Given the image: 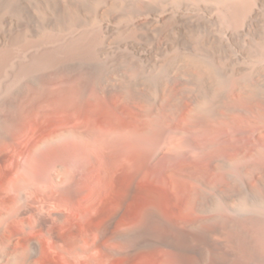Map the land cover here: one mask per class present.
Segmentation results:
<instances>
[{"label": "rangeland", "instance_id": "obj_1", "mask_svg": "<svg viewBox=\"0 0 264 264\" xmlns=\"http://www.w3.org/2000/svg\"><path fill=\"white\" fill-rule=\"evenodd\" d=\"M132 73L129 82L141 77ZM171 105L148 94L138 100L102 93L94 76L74 71L50 70L27 81L1 112L0 264H79L67 255L95 238L90 219L156 241L162 255L140 250L131 256L134 264H214L226 251L227 230L232 246L239 244L241 230L223 227L224 220L235 224L241 203L262 202L264 186L256 174L242 185L240 171L214 162L247 158L242 161L264 165V141L251 144L234 115L198 127L187 100L174 116ZM22 184L29 186L27 209H20ZM103 251L94 246V255ZM241 252L231 255L233 264H264ZM114 258L120 255L107 264Z\"/></svg>", "mask_w": 264, "mask_h": 264}, {"label": "bare ground", "instance_id": "obj_2", "mask_svg": "<svg viewBox=\"0 0 264 264\" xmlns=\"http://www.w3.org/2000/svg\"><path fill=\"white\" fill-rule=\"evenodd\" d=\"M50 70L94 76L102 93L138 100L148 94L158 103L169 99L173 116L187 100L198 127L234 115L237 131L251 133V144L264 141V0H0V120L24 84ZM129 72L145 79L129 82ZM146 77L153 82L146 84ZM244 159H218L214 165L240 171L242 185L256 174L264 186V165ZM21 186L20 209H27L29 186ZM245 203L233 212L235 224L224 218L222 225L241 230L236 240L241 245L232 246L227 230L226 251L214 264H233L231 255L243 250L264 262V200L251 209ZM35 219L46 223L44 217ZM88 224L97 230L95 240L88 239L91 246H73L67 255L79 264H107L116 254L115 264H134L131 256L144 249L162 255L154 239L111 232L109 220ZM31 243L35 253L38 247ZM96 244L104 250L100 255L93 253Z\"/></svg>", "mask_w": 264, "mask_h": 264}]
</instances>
